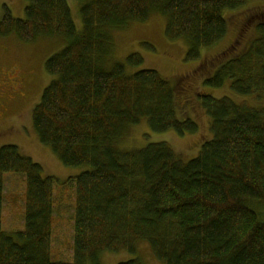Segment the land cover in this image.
I'll list each match as a JSON object with an SVG mask.
<instances>
[{"label": "trees", "instance_id": "1", "mask_svg": "<svg viewBox=\"0 0 264 264\" xmlns=\"http://www.w3.org/2000/svg\"><path fill=\"white\" fill-rule=\"evenodd\" d=\"M78 1L80 31L67 0H27L22 18L3 6L0 36L68 40L45 61L52 79L32 109V125L63 164L90 169L60 182L74 186L73 259L52 260L58 179L43 175L16 145L0 146V264H101L100 252H134L141 240L165 264H264V220L250 205L264 203V105L200 94L212 135L187 161L164 141L122 150L116 142L142 119L156 132L193 133L198 125L177 118L167 78L151 68L129 71L142 62L140 53L106 60L110 31L152 14L165 16V35L183 39L186 59H197L225 36L223 10L247 0ZM256 30L205 84L220 87L229 79L235 93L263 98L264 22ZM6 173L25 178L24 227L11 234L2 228ZM117 264L145 263L136 257Z\"/></svg>", "mask_w": 264, "mask_h": 264}, {"label": "rangeland", "instance_id": "2", "mask_svg": "<svg viewBox=\"0 0 264 264\" xmlns=\"http://www.w3.org/2000/svg\"><path fill=\"white\" fill-rule=\"evenodd\" d=\"M78 31L82 29L78 0H67ZM27 0H0V19L6 5L14 17H24ZM227 31L215 44L204 47L197 59H186L188 44L183 39L165 35L166 17L152 14L144 21H133L110 31L111 49L107 64L124 61L131 52H138L142 62L129 71L151 68L167 78L175 87V108L178 119L190 118L197 131L184 134L174 129L153 131L146 119L130 125L116 147L122 150L141 148L151 142L164 141L183 161L198 154L201 144L210 139V119L200 103V94L229 96L237 102L263 106V98L240 95L231 90L227 79L220 87L204 83L228 58L241 53L257 36L256 26L264 22V0H247L234 9L223 10ZM68 40L59 35H43L33 41H23L15 33L0 36V146L14 144L19 151L39 163L43 175H52L55 183V215L53 220L51 259H73L74 186L69 177L90 169L89 165L67 166L39 140L32 125V109L52 75L45 70L46 59L63 48ZM3 185L2 228L13 233L24 227L25 178L19 173H6ZM251 207L264 220V203L252 201ZM145 264H165L155 257L149 243L141 240L134 252L126 249L103 251L97 256L101 264H117L132 258ZM90 261V259L88 260Z\"/></svg>", "mask_w": 264, "mask_h": 264}]
</instances>
